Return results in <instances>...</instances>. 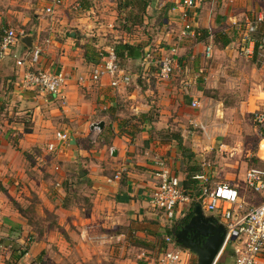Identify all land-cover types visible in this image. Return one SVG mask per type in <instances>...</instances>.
Returning a JSON list of instances; mask_svg holds the SVG:
<instances>
[{"label":"crops","instance_id":"crops-1","mask_svg":"<svg viewBox=\"0 0 264 264\" xmlns=\"http://www.w3.org/2000/svg\"><path fill=\"white\" fill-rule=\"evenodd\" d=\"M34 1L36 0H0V41L6 30H14L18 34V40L10 52L0 57V264H39L34 260H29L36 255L35 246L38 244H34L24 254L27 259L14 258L12 240L17 238L19 230L23 229V222L19 221L18 210L12 207V200H19L21 193L35 186L32 179L33 171H40L39 167L45 164L47 158L69 165L70 168H77L76 174L80 180L86 175L82 172L84 165L94 170L91 175H86L81 181L82 186L90 188L87 196L89 202L87 211L80 210L78 206H69V204L56 207L53 205L55 200L50 201L43 198V205L48 213L59 216L58 225L61 227L69 225L70 215L80 214L82 211L84 214H97V218L92 216L91 219L97 223L98 230L101 231L100 227L106 228L108 232L113 230L107 238L105 235L102 236L105 239L104 242L107 240L111 245L110 249L104 250L107 254L102 252L103 257H85L79 243L73 241L68 243L63 240L60 241L58 247L60 253L58 263L148 264V261H152L150 263L152 264L160 251L158 244L168 237L167 230L170 229L172 232L173 225L177 222L163 219L162 215H158L160 213L154 210L149 203L151 190L156 183L154 161L156 158L165 161L175 173L176 164L174 163L180 151L177 146L174 148L171 144L152 139L150 124H145L142 133L136 137L128 135L129 133L122 125H115L112 119L116 118L115 113L118 110L116 107L119 102L112 96L115 89L123 88L126 84L112 87L110 77L107 75L101 76L97 81H91L90 75L96 65L87 62L85 54L88 58L94 55V58L98 60L97 52L90 47L89 43L85 45L87 48L84 47L82 42L84 39L79 40L77 32L68 29L83 27L88 23L87 20L69 18L66 11L71 9L65 6L60 7L68 0H63L59 7H55L53 14L45 12L46 8L52 5V1L38 0L40 3ZM79 1L85 3L81 6L83 11H93L94 0ZM167 1L172 3L168 11L176 18L178 40L193 34L199 35V30H206L207 40L211 34L214 43V34L210 33V28L223 24L220 28L222 32L242 14L251 13V15L263 16L261 11H258V7H255L253 0H203L197 7L184 9L178 7L181 0H161L160 3L155 4L154 11L165 10L164 4H167ZM76 3L79 5L78 2ZM65 5L67 6L68 3ZM216 6H218L217 13L215 12ZM213 11L215 14L212 15ZM173 22L171 18L168 23L173 24ZM184 23L190 24L192 31L181 36L180 32ZM234 27L235 30L238 29L237 26ZM262 27L264 29V25ZM26 36L33 37L32 49L39 48L41 51L38 63L32 66V69L64 73L66 79L60 97H54L36 88L23 89L20 85L21 75L28 69L25 61L27 50H32L22 42V38ZM172 49H175L176 53L174 46ZM172 49L160 55H169ZM145 55H147L146 51ZM17 60L24 61V64L18 66ZM146 62L144 59L130 61L128 66L121 70L122 74L130 75L132 81L136 77L133 86L123 90L126 99L138 98L133 103L128 102L133 112L146 113L147 110L146 105L139 101L142 92L149 91L148 89L145 91V85L141 87L139 80L140 77L144 78V72L151 67L150 63ZM196 63L194 62V69L198 67ZM135 67L137 71L133 70ZM202 71L200 69L199 73ZM182 82V79L179 83L178 79H169L167 83L158 85L156 89L160 95L167 96L165 103L168 106L186 104L192 107V102H196V107H199L196 97L200 91H191L189 94L182 88L183 85L189 86L191 83L183 84ZM196 107L192 108L196 109ZM133 119L134 116L125 118L127 121ZM26 122L27 127H25ZM100 122L104 124L102 129L95 127ZM152 124L161 130L164 127L163 118H159L156 123ZM25 128L28 131H24ZM57 133L66 135V140H58ZM96 143L99 146L95 147ZM50 145L54 146L53 151L48 150ZM32 149H37V153L42 151L44 155L42 157L32 155L30 154ZM253 155L256 164L264 165V138L259 140L258 150ZM33 160H36V167L32 166ZM109 168H115L113 176L108 172ZM210 169L212 168H204L203 171L208 180ZM178 177L181 180L180 176ZM34 178H37L38 182L42 181L40 176H34ZM214 184L216 183H210V185ZM58 191L60 195L67 193L62 188ZM255 197L261 201L259 196ZM98 214L106 216L103 215L101 218ZM213 216L216 218L214 214ZM121 226H130L131 230H137L138 237L142 241L139 240L138 244L133 242L132 254L129 257H126L129 249L122 248L123 252L119 258L115 253L117 247L113 243L122 236L115 231ZM171 238L173 239V236ZM16 242L21 243L22 241ZM2 247H4L3 250ZM44 247L45 245L41 249ZM229 248H231L229 254L222 259L220 264H234L233 245ZM151 252H155L154 256H150ZM257 264H264V253L257 258Z\"/></svg>","mask_w":264,"mask_h":264},{"label":"rangeland","instance_id":"rangeland-1","mask_svg":"<svg viewBox=\"0 0 264 264\" xmlns=\"http://www.w3.org/2000/svg\"><path fill=\"white\" fill-rule=\"evenodd\" d=\"M160 1L152 0L147 9L143 25L134 29L132 34H124L119 30L115 0H94L92 12L83 11L81 6H84L85 3L83 4L79 0L65 1L64 5L60 7L65 6L71 9L66 11L69 18L87 20L88 23L83 27H70L68 29L76 31L78 39H84L82 41L83 46L86 47L89 43L97 54L100 53L101 59L112 49L116 42L120 41L140 44L143 46L144 52L146 51V54L149 55V57L144 55L143 59L147 61L146 63H150L151 67L148 68L150 71L147 69L144 72V78H139L141 87L145 85V91L147 89L149 91L142 92L139 101L146 105L147 110L145 112L149 114L152 121L142 124L136 118L125 120V118L141 114V111L133 112L129 106L138 98L128 100L123 94L125 89L127 90L130 86H133L135 77L134 81L130 78L125 87L114 90L112 98L119 102L116 107L118 108L115 113L116 118L112 119L113 122L115 121V125H122L125 128L124 130L129 133L128 135L136 137L142 133L145 124H150L152 127L150 135L154 137L156 130L160 129L154 127L152 123H156L159 118H163L164 127L161 130H169L180 134L187 154L186 156L182 155L181 151L178 152L174 163V165L176 164L175 175L180 176L182 180L185 174L188 173L186 166L191 164L199 165L201 170L211 167L212 169L208 171L210 183H227L235 187L244 202L245 208L258 204L259 199L247 190L243 178L245 172L250 168L264 169V165L256 164L253 155L258 150V143L262 138L256 129L254 116L256 113L264 114V69L259 63L243 58L235 43L222 47L220 41H214L212 56L207 59L204 51L209 40L198 42L193 35L178 40L176 37L178 30V27L175 26V23H177L176 18L168 11L172 3L167 1V4H164L165 10L154 11L155 4L160 3ZM34 2H38V0ZM66 3H68L67 6ZM253 3L256 4L255 7H258V11H261L264 16V0H253ZM218 6L215 7L216 13L218 12ZM215 12L213 11L212 15ZM256 15H251V13L249 15L242 14L236 22L244 23ZM171 18L174 20L173 24L168 23ZM221 27H223V24L218 25L216 28H210V33L221 37V35H218ZM224 29L229 33V37H236L233 28L231 30L230 26H227ZM173 46L176 48V62L169 79H178V83L182 79L183 84L190 82L189 86L183 85L182 88L189 94L191 91H200L198 97H196L199 103V107H196V109L186 104L168 106L165 103L167 96L165 94L160 95L157 92L156 87L158 85L169 81V79L162 81L158 77L157 60L162 56L161 53L170 51ZM194 62H197L198 65L196 69H194ZM200 69L203 70L202 73H199ZM133 70L137 71V67ZM210 73L212 74L210 75ZM128 76L130 77V75ZM183 93L185 92L183 91ZM123 120L125 121L123 122ZM166 143L171 144L174 148L177 146L175 142ZM94 146L99 145L96 143ZM36 150L32 149L30 154L40 155V157L44 155L42 151L37 153ZM259 151L262 154L260 148ZM29 156L31 157V155ZM45 160V164L39 167L40 171H33L32 179L35 186L28 188L29 190L25 193H21L19 200H12V207H14V210H18V219L23 222V229L21 228L17 238L12 240V250H14V253L24 251L26 254L34 244H38L35 246L37 249L36 255L29 260H34L39 264H59L60 253L58 247L60 241L65 240L68 243L70 241L79 243L85 257H103L104 252L107 254L104 250L110 249L109 246L111 245L107 240L104 242L105 239L102 236L105 235V238H107L113 230L111 229L112 231L108 232L106 228L103 229L102 227H100L101 231L98 230L97 223L91 219L92 216L97 218V214H84L82 211H80V214H71V223L61 227L58 225L59 216L51 212L48 213L42 201L43 198L50 201L55 200L56 202L53 205L56 207L61 204H69V206H78L80 210L85 209L87 211L89 205L87 196L90 188L82 186L81 181L85 179L86 175H91L94 170L88 165H84L82 172H85L86 175L82 176L83 179L80 180L77 178V168H70L69 165L56 162L52 158ZM32 166L36 167V160H33ZM115 171V168L108 169L111 176L114 175ZM34 176L42 177V181L38 182ZM41 184H43V187H41ZM60 188L67 192L66 195L59 194L58 190ZM22 210L28 212L24 213ZM98 215L101 218L103 215L106 216L105 214ZM115 231L122 234L121 238L113 243L117 247L115 249L116 255L120 258L123 252L122 248L125 247L129 249L127 253L125 251L126 257L131 256L133 242L138 244L141 240L138 237L137 230H131L130 226H121ZM18 240L22 242L17 243ZM43 245L45 247L41 249ZM1 249L3 250L4 247ZM230 250L231 248L225 247L216 264H220ZM154 254L155 252H151L150 256H154ZM20 258L27 259L25 255ZM151 262L148 261L147 263L150 264ZM190 264H196V257L193 254H191Z\"/></svg>","mask_w":264,"mask_h":264},{"label":"built area","instance_id":"built-area-1","mask_svg":"<svg viewBox=\"0 0 264 264\" xmlns=\"http://www.w3.org/2000/svg\"><path fill=\"white\" fill-rule=\"evenodd\" d=\"M62 1L52 0V5L48 6L45 12L53 14L55 7H59ZM202 1L181 0L178 7L182 9L194 8ZM232 25L238 28V38L235 44L239 48L240 55L245 59L259 63L264 69V29L261 31V27L264 25L263 16H252L244 23L235 21ZM189 31H192L191 25L184 23L180 35L185 36ZM17 40L18 34L14 30L4 31L0 41V57L7 55ZM213 44V37L209 34V43L204 51L207 59L212 56ZM40 53L39 48H34L27 53L25 61L28 64V69L23 71L19 83L23 89L36 88L54 97H60L66 79L64 73L32 69V66L38 63ZM174 54L175 49H172L171 54L162 55L157 60L158 77L161 80H167L171 76L176 62ZM146 57L149 55L147 54ZM16 63L18 66H22L24 61L17 60ZM103 75L110 77L112 87L128 84L130 81V77L122 74L118 68L112 49L94 67L90 79L94 82ZM191 105L196 107L197 103L192 102ZM254 123L258 133L264 138V114L256 113ZM56 138L64 141L66 135L57 133ZM48 150L53 151L54 146L50 145ZM154 164L156 166V183L151 190L149 203L166 221H178L184 217L192 198L184 193L181 180L171 171L165 161L156 158ZM203 171L204 169L194 177L202 185L197 200L204 212L214 214L218 222L223 224L226 230L223 249L228 245H233L234 264H257V258L261 253H264V169L250 168L245 173L246 188L261 199L257 205L249 208L244 207L236 188L227 183L210 185L208 177ZM190 259L191 254L187 250L178 247L171 237H166L152 264H190Z\"/></svg>","mask_w":264,"mask_h":264},{"label":"trees","instance_id":"trees-1","mask_svg":"<svg viewBox=\"0 0 264 264\" xmlns=\"http://www.w3.org/2000/svg\"><path fill=\"white\" fill-rule=\"evenodd\" d=\"M115 2H116V10L118 13L117 23L119 26V30L124 34H132L134 29L139 28L143 25L147 9L151 5L152 0H115ZM228 26H230L231 30L232 28L234 29L233 31L235 32L236 35L235 38L229 37L228 36L229 33L225 31V29L222 32L219 31L218 35H221V37H218L217 34H214V41L215 42L220 41L222 47H226L231 43H237L236 40L238 38V29L235 30V27L233 25H228ZM199 31H200L199 35L193 34V36L198 42H202L203 40L208 39V34L206 30L204 31L199 30ZM24 34H26V32H24ZM0 35H1V31H0ZM112 50L114 51L116 57V63L120 70H124L128 66L130 61L141 60L145 55L144 48L142 45L130 44L123 41L116 42L115 45L112 47ZM27 52H30V50H27ZM85 57H86L85 60L87 62L89 63L91 62L92 64L95 65H97L101 59V56L98 54H97L98 60L94 58V55H91L90 58H88L87 55L85 54ZM134 118H136L137 121L142 124L149 123L152 121L147 112L141 113L138 116H134ZM27 124L28 123L26 122L25 127H27ZM24 131H28V129L25 128ZM153 138L159 139L161 142H175L178 150L181 151V154L187 156L184 150L185 148L183 146L182 137L180 134L170 132L169 130H156L154 137L152 136V139ZM186 170L188 171V173H186L185 177L181 180L182 188L184 193L192 198V201L190 202L184 217L178 220L175 224H186L189 221V219L193 216L194 208L200 205V202L197 200V197L200 193V189L202 185L199 181L195 180L194 177L199 173H201L202 170L200 169L199 165H195V164L187 165ZM25 212L28 211L26 210L24 211V213ZM167 234L168 237H171L173 236V231L171 232V230L169 229L167 230ZM158 246H160L159 250H161V247L163 246V241H161L158 244ZM229 246L230 245H228L227 248H229ZM24 254H25L24 251L22 252L18 251L17 253H14V258L19 259Z\"/></svg>","mask_w":264,"mask_h":264},{"label":"water","instance_id":"water-1","mask_svg":"<svg viewBox=\"0 0 264 264\" xmlns=\"http://www.w3.org/2000/svg\"><path fill=\"white\" fill-rule=\"evenodd\" d=\"M32 39V36H26L22 38V42L32 49ZM103 125L100 122L95 127L102 129ZM225 234L223 224L218 222L213 214L206 215L199 205L194 208L189 221L177 233H173V241L177 246L193 254L196 257V264H215L223 251Z\"/></svg>","mask_w":264,"mask_h":264},{"label":"flooded vegetation","instance_id":"flooded-vegetation-1","mask_svg":"<svg viewBox=\"0 0 264 264\" xmlns=\"http://www.w3.org/2000/svg\"><path fill=\"white\" fill-rule=\"evenodd\" d=\"M185 224H175L174 227L172 228L173 229V233H177L180 228H182ZM184 241V239L182 240Z\"/></svg>","mask_w":264,"mask_h":264}]
</instances>
